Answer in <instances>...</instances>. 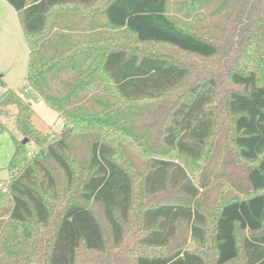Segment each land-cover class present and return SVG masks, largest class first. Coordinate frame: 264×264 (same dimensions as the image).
Here are the masks:
<instances>
[{
  "label": "trees",
  "instance_id": "1",
  "mask_svg": "<svg viewBox=\"0 0 264 264\" xmlns=\"http://www.w3.org/2000/svg\"><path fill=\"white\" fill-rule=\"evenodd\" d=\"M4 1L17 14L27 45V88L67 129L49 139L33 124L31 104L6 88L0 75V119L12 121L14 142L7 166L10 180L5 185L0 180V264H207L202 253L183 245L154 256L139 249L167 247L179 221L203 247L208 216L190 205L145 206L139 234L126 244L134 181L114 160L110 143L90 141L89 175L79 199L59 193L48 166L52 162L62 171L70 191L74 175L67 153L74 135L118 127L112 122L118 114L112 104L97 112L102 101L97 92L124 102L152 101L188 82V66L148 52L141 48L144 44L168 45L204 60L222 57L226 64L198 78L189 86V96L176 101L162 125L161 141L184 157L201 159L217 126L212 108L220 86L216 82L226 79L235 88L226 113L232 145L251 165L245 175L248 189L212 215L211 263L264 264V0ZM28 143L39 150L32 159ZM141 187L147 196L173 191L195 199L200 194L179 162L159 157L148 160ZM52 202L61 204L55 214ZM92 202L101 207L110 241L87 205ZM237 226L250 232L240 241Z\"/></svg>",
  "mask_w": 264,
  "mask_h": 264
},
{
  "label": "rangeland",
  "instance_id": "2",
  "mask_svg": "<svg viewBox=\"0 0 264 264\" xmlns=\"http://www.w3.org/2000/svg\"><path fill=\"white\" fill-rule=\"evenodd\" d=\"M141 48L148 52L161 53L182 65L188 66L191 71L188 82L166 96L152 101L124 102L114 94H107L104 90L97 92L99 98L102 99L101 103L97 105V112L102 110L101 106L105 103L112 104V111L117 110L118 112V114L112 116V122L116 123L118 127L99 132L83 131L74 135L68 144L69 150L67 153L74 175L70 191L65 190L67 184L62 171L55 164H52L48 158L46 159L47 165L51 162L48 166L52 169L59 193L79 199L77 194L80 191V186L89 175L87 160L90 141L99 139L110 143L116 154L114 160L128 169L134 181V203L131 207L130 221L128 225H125L126 244L134 243L135 238L138 236L139 217L145 206L158 203L190 205L203 211L208 216V233L203 247H200L196 241L191 240L188 228L182 221H179L177 222L176 236L167 247L142 248L139 246V249L145 255L154 256L164 255L176 245H183L190 251L202 253L207 264H212L214 254L212 242L214 217L212 215L215 214L224 201L244 197L248 189L245 175L251 165L239 158L235 147L232 145L234 133L230 117L226 113L228 95L235 88L230 87L226 79L221 78L216 82L220 86L215 101L212 102V108L216 113L217 126L205 144L202 158L197 161L191 160L162 144V125L176 101L186 99L189 96L190 85H194L198 78L200 80L210 71H215L219 67L225 69L226 64L222 57L204 60L181 53L168 45L144 44L141 45ZM27 63L28 49L19 18L4 0H0V75L3 76L6 88L13 89L17 93H25L24 99L31 104L34 111L33 124L49 139L54 140L59 137L65 128L67 129V126L64 125L65 122L59 115L47 108L43 101L31 89L27 88L25 81ZM3 91L4 89L0 88V93ZM0 129V180L1 184L5 185L10 180L7 166L14 152L12 121L1 118ZM20 140L23 141L22 138ZM26 149L31 153L29 156L27 155L29 159L36 157L39 151L34 143H28ZM151 157L179 162L200 188L199 196L190 199L173 191L154 196L144 195L141 187L142 175ZM87 205L99 219L106 239L110 241L100 205L93 202ZM52 206L54 207L52 211L55 214L61 204L52 202ZM249 233L248 231L239 230L237 226L236 236L238 241ZM234 264H238V261Z\"/></svg>",
  "mask_w": 264,
  "mask_h": 264
},
{
  "label": "built area",
  "instance_id": "3",
  "mask_svg": "<svg viewBox=\"0 0 264 264\" xmlns=\"http://www.w3.org/2000/svg\"><path fill=\"white\" fill-rule=\"evenodd\" d=\"M18 96H19V98H21V99H24L25 98V93H18ZM31 153H29L28 155H30Z\"/></svg>",
  "mask_w": 264,
  "mask_h": 264
},
{
  "label": "water",
  "instance_id": "4",
  "mask_svg": "<svg viewBox=\"0 0 264 264\" xmlns=\"http://www.w3.org/2000/svg\"><path fill=\"white\" fill-rule=\"evenodd\" d=\"M25 143H27V139H24V140L22 141V144H25Z\"/></svg>",
  "mask_w": 264,
  "mask_h": 264
},
{
  "label": "crops",
  "instance_id": "5",
  "mask_svg": "<svg viewBox=\"0 0 264 264\" xmlns=\"http://www.w3.org/2000/svg\"><path fill=\"white\" fill-rule=\"evenodd\" d=\"M18 93H20V92H18Z\"/></svg>",
  "mask_w": 264,
  "mask_h": 264
}]
</instances>
